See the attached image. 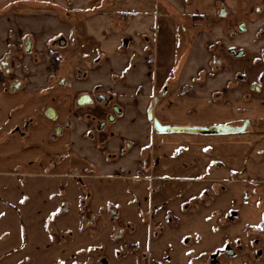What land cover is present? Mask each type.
<instances>
[{"label": "rangeland", "instance_id": "obj_1", "mask_svg": "<svg viewBox=\"0 0 264 264\" xmlns=\"http://www.w3.org/2000/svg\"><path fill=\"white\" fill-rule=\"evenodd\" d=\"M11 5L8 7L11 13L33 10L32 5ZM217 6L213 26L209 27L221 44L214 45L216 57L212 65L216 74L231 75L237 84L251 92L250 86L264 90L259 78L264 73V0H221ZM221 8H225V15L219 14ZM55 10L63 11L56 7ZM62 19L67 20L63 16ZM198 21L199 25H207L205 17ZM240 23L246 26L243 31H238ZM232 30L237 31L235 36L231 35ZM187 33L192 40L195 38V30L188 29ZM176 34L183 39L179 27ZM8 39L6 53L12 74L16 75L6 74L0 66L7 91L17 82L18 88L25 85L26 78L35 71L34 64L43 59L50 58V66L46 68L53 73L47 76V89L36 92H6L0 81V264H149L152 248L157 246L154 225L148 219L150 202H156L159 195L180 224L176 228L167 226L175 234H166L163 239L171 246L169 254L176 255V264H189V259L190 264H206L210 254L224 244L234 247L239 236H245L246 253L229 259L221 256L216 264H264V233L260 225L264 222V183L255 187L219 182L223 188L216 190L207 184L202 195L197 192L201 182L187 183L184 188L172 182L160 188L148 179L136 180V177L133 180L126 176L83 175L80 182L64 176L63 173L72 169L82 170L84 164L65 153L67 133L56 141L49 140L53 124L42 114V107H55L58 118L69 115L70 91L53 90L59 88L60 76L66 86L68 80L86 75L84 67L75 63L91 47L83 46L81 50L70 36L58 34L46 53L34 49L32 44L26 52L25 35L12 33ZM228 47L243 53L233 56L228 53ZM3 58L0 57V63ZM95 93H90L94 102L85 104L87 112L110 111L105 105L109 97L104 95L97 104ZM75 114L71 111V115ZM25 131L29 135L23 139ZM53 152L65 154L55 155L59 160L55 158L51 166ZM191 196L193 203L183 212L181 203ZM64 203L68 208L62 211ZM111 208L117 211L114 219L109 218ZM93 214L96 218H92ZM236 215L238 219L232 221ZM84 216L87 224L83 222ZM118 231H122L120 239L115 236ZM255 237L260 238V243L253 247ZM181 239L188 241L182 248ZM259 248L262 252L256 255ZM160 252L161 256L165 255Z\"/></svg>", "mask_w": 264, "mask_h": 264}, {"label": "crops", "instance_id": "obj_2", "mask_svg": "<svg viewBox=\"0 0 264 264\" xmlns=\"http://www.w3.org/2000/svg\"><path fill=\"white\" fill-rule=\"evenodd\" d=\"M220 1L0 0V57L7 55L12 33L29 37L34 49L44 53L58 34L70 36L81 50L83 46L91 47L75 63L84 67L86 75L68 80L66 86L60 76L59 88L53 90L70 91L71 111L76 114L70 111L58 118L51 105H43L42 114L53 124L49 140L56 141L67 133L65 153L84 160L83 168H91L94 174L112 176L122 171V176L135 180L139 175L160 188L172 182L180 187L201 182L198 193H205L207 184L214 190L223 188L219 182L226 181L257 187L264 183V90L251 92L231 75L216 74L213 68L214 45L221 44L209 27L213 26ZM11 3L32 5L33 10L11 13ZM201 17H205L207 25L198 24ZM178 27L183 39L176 34ZM188 29L196 32L193 40L188 37ZM49 59L34 64V73L22 87L18 88V82L7 91L5 77L0 76L6 92L47 89V76L53 73L46 68L50 66ZM94 91L112 98L120 110L110 124L113 135L100 133L98 139L86 135V105H75L80 94ZM48 108L54 110V118L45 114ZM149 109L162 124L248 125L239 133L157 132L148 119ZM66 119L68 127L64 125ZM57 125L61 128L58 134ZM28 135L25 131L23 139ZM90 140H108L105 144L113 152L118 151L120 140H128L130 148L110 161L99 150L101 143ZM65 153L53 152L50 156L54 161ZM237 219L236 215L232 221ZM260 225L264 233V222ZM230 234L228 228L227 235Z\"/></svg>", "mask_w": 264, "mask_h": 264}, {"label": "flooded vegetation", "instance_id": "obj_3", "mask_svg": "<svg viewBox=\"0 0 264 264\" xmlns=\"http://www.w3.org/2000/svg\"><path fill=\"white\" fill-rule=\"evenodd\" d=\"M246 28V26H245ZM239 31V30H238ZM237 33L236 30H232L231 31V35L235 36ZM28 37H25V39ZM25 39L23 41V43L25 44ZM23 47H25V45H23ZM264 49V48H263ZM241 52V53H240ZM228 53L236 56V55H241L243 53V51H238V49H233L231 47L228 48ZM262 57L264 58V51L262 52ZM217 61H220L219 59ZM11 65V60L9 61V56L6 55L0 63V66H2V69L5 71L6 74H12L13 70ZM15 74H12L11 76L13 77ZM260 82L264 83V73H261L260 76ZM13 82V80H12ZM18 83V82H17ZM16 83V84H17ZM11 86H15V83ZM250 89L253 91H259L260 88L257 86H250ZM85 94V93H84ZM82 94H80L76 101H75V105L77 107H82L85 104H92L94 102L93 96L89 95V97L91 98L89 103H85V104H77V100L78 98L81 96ZM102 94H98L95 95L96 97V101L95 103H98V99L101 98ZM101 100V99H100ZM111 103V105H110ZM105 105H107L108 109H111L110 111H105V112H100V113H88L85 112L83 114V117L85 118V120L88 121L87 125V132L86 135L90 138V139H98V136L100 133H103L104 135H113V131L111 129H108L110 127V124L114 121L115 116L119 115L116 114V108L117 106L115 104L112 103V99H106V103ZM112 116L113 119L109 120V117ZM54 118V117H53ZM64 125L65 127L70 126V122L68 119H66L64 121ZM67 125V126H66ZM60 128V125H57L55 127V129ZM56 137L53 135L52 136V140H54ZM100 138V137H99ZM91 142H95V143H101L102 146L99 147L100 151H103L106 153V158L107 160L113 161L116 158H118L120 155H124V153L128 150V148H130V142L128 140H120L121 143L119 144L118 147V151L117 152H113L111 150H108L107 145L105 144L108 140H90ZM83 162V164L85 165L86 162L84 160H81ZM54 161L52 162L51 166H54ZM51 166H48L49 168ZM94 170L88 169V168H82L81 169H72L70 172L68 173H63L64 176H70L72 179H75L77 181L81 182V177L84 176H95L96 174L93 173ZM84 172V174L82 173ZM95 172V171H94ZM99 176V175H98ZM122 176V171H118V173L112 175V176H107V177H120ZM142 177V176H141ZM138 175V179H143ZM195 191V190H194ZM202 195H205V193L202 192ZM187 202H183L181 203V210L183 212H186L189 208V206L193 203V199L192 196L188 198V200H186ZM164 200H159L156 202L151 201L150 202V213H149V217L148 219L150 221H152L154 228H153V235L154 238L156 239V248H152V253L150 255V260H149V264H176V255H170L169 254V248L171 247L167 242H164V236L166 234H171V236H173L175 234L174 230H170L167 228V226H173V227H177L179 226V221L177 218H175L176 216H174V213L172 212V210L170 208H168L166 205H164ZM81 204L84 206V201H81ZM68 205L67 203H64V205L61 207L62 211L67 210ZM234 215V213H233ZM92 218H96L95 215H92ZM109 218H110V214H109ZM115 218V217H114ZM114 218H110V219H114ZM83 222L84 224H87L86 220H85V216L83 217ZM92 220H89V223L91 224ZM88 223V224H89ZM151 224V225H152ZM121 233L122 231H118L116 232V238L120 239L121 238ZM246 235V234H245ZM245 236L244 237H240L235 239V246L234 247H230L228 246V244H224L222 247H220V249H218L217 252L210 254L208 260V264H216L219 260V258L221 256H224L225 258H233L237 255H244L246 253V249H247V245L244 242L245 241ZM160 242V243H159ZM180 248L183 247V245H187L188 241L185 240L183 241V239L180 240ZM260 243V238L259 237H255L252 239V243L251 246L255 247L256 245H258ZM129 248H131L130 245H128ZM165 253L164 256H161V252ZM187 251V250H186ZM262 252L261 248L256 250V255H260ZM172 257H175L173 262H172ZM194 260V258H193ZM188 263L190 264V259L188 260ZM206 263V264H207Z\"/></svg>", "mask_w": 264, "mask_h": 264}, {"label": "water", "instance_id": "obj_4", "mask_svg": "<svg viewBox=\"0 0 264 264\" xmlns=\"http://www.w3.org/2000/svg\"><path fill=\"white\" fill-rule=\"evenodd\" d=\"M220 15H225L226 10L222 8L219 11ZM245 29V24L240 23L238 25V30L243 31ZM31 49V39L28 37L25 39V47L24 50L26 52H29ZM241 53V52H240ZM105 96L102 95L100 99H104ZM91 98L88 94H82L78 100L77 104H85L89 103ZM45 114L53 118L55 116L54 110L52 108H48L45 111ZM116 114H120V110L116 108ZM113 117L110 116L109 120H112ZM148 119L152 122V126L154 130L157 132H190V133H201V134H218V133H239L243 132L246 129V126L248 125V122H244L240 126H230V125H211V126H180V125H170V124H162L156 117L153 116L152 110H148ZM60 132V129H56V133L58 134ZM116 209L111 208L110 209V218H114L116 216Z\"/></svg>", "mask_w": 264, "mask_h": 264}, {"label": "built area", "instance_id": "obj_5", "mask_svg": "<svg viewBox=\"0 0 264 264\" xmlns=\"http://www.w3.org/2000/svg\"><path fill=\"white\" fill-rule=\"evenodd\" d=\"M121 19H123V17H121Z\"/></svg>", "mask_w": 264, "mask_h": 264}]
</instances>
